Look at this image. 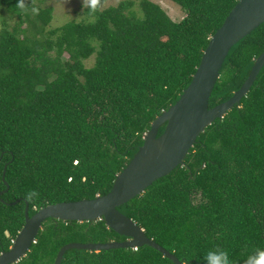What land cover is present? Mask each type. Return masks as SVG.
Masks as SVG:
<instances>
[{"label":"trees","instance_id":"obj_1","mask_svg":"<svg viewBox=\"0 0 264 264\" xmlns=\"http://www.w3.org/2000/svg\"><path fill=\"white\" fill-rule=\"evenodd\" d=\"M109 1L90 4L92 20L50 31L53 8L0 1L17 19L14 26L3 21L0 33V193L7 190L5 169L10 187L0 198V255L23 230L27 203L32 217L113 190L154 121L191 85L211 38L241 0H170L185 13L180 22L149 0L140 4L142 16L132 1L103 9ZM263 53L264 24L230 52L210 109L241 90ZM119 211L183 264H206L217 249L229 264H246L264 251V68L241 105L199 137L184 167ZM126 240L105 220L50 219L18 264H55L72 243ZM62 264L175 263L146 246L70 250Z\"/></svg>","mask_w":264,"mask_h":264},{"label":"water","instance_id":"obj_2","mask_svg":"<svg viewBox=\"0 0 264 264\" xmlns=\"http://www.w3.org/2000/svg\"><path fill=\"white\" fill-rule=\"evenodd\" d=\"M263 24L264 0H241L211 38L191 85L176 105L154 121L145 136L144 145L127 168L118 175L113 190L94 200L50 205L40 209L32 217L27 203L25 226L13 247L0 255V264H18L26 258L36 244L44 224L50 219L65 223H95L105 220L109 229L127 238L124 242L107 244H68L59 252L55 264H62L70 250L101 252L146 246L157 250L175 264H183L174 254L148 238L145 231L121 213L119 208L142 196L154 183L177 168L184 167L187 156L207 128L241 105L264 68V53L255 60L248 80L231 100L210 109V99L232 49ZM165 126L164 134L159 137L160 130ZM6 173L5 169L3 181L7 190L0 193V198L10 189ZM21 202L22 199L8 205L17 206Z\"/></svg>","mask_w":264,"mask_h":264},{"label":"rangeland","instance_id":"obj_3","mask_svg":"<svg viewBox=\"0 0 264 264\" xmlns=\"http://www.w3.org/2000/svg\"><path fill=\"white\" fill-rule=\"evenodd\" d=\"M1 1V0H0ZM36 6L42 9L53 8L54 19L49 26L48 31L60 28L70 22H83L92 20L87 13V9L91 4V0H33ZM124 1H132L136 3L134 11L142 16L140 4L143 0H110L103 9L110 7H117ZM160 5L174 22H180L184 18L182 8L170 0H149ZM3 21H8L10 25L14 26L16 20L11 21L6 8L0 4V33L3 30ZM96 63V56H93L86 62L88 68L94 67Z\"/></svg>","mask_w":264,"mask_h":264},{"label":"clouds","instance_id":"obj_4","mask_svg":"<svg viewBox=\"0 0 264 264\" xmlns=\"http://www.w3.org/2000/svg\"><path fill=\"white\" fill-rule=\"evenodd\" d=\"M93 6L97 0H91ZM37 194L35 192L29 193L27 199L31 200ZM206 264H229L228 255L223 250L210 251L205 257ZM246 264H264V251H258L255 256L249 257Z\"/></svg>","mask_w":264,"mask_h":264}]
</instances>
